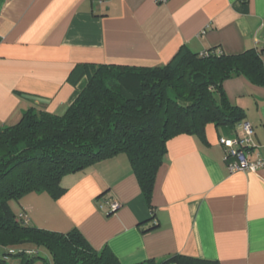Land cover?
Masks as SVG:
<instances>
[{"label": "crops", "instance_id": "1", "mask_svg": "<svg viewBox=\"0 0 264 264\" xmlns=\"http://www.w3.org/2000/svg\"><path fill=\"white\" fill-rule=\"evenodd\" d=\"M182 47L198 55L254 50L264 64V0H0V126L28 110L62 116L87 84L83 66L155 68ZM222 89L253 127L248 160L264 162V87L239 76ZM204 132V141L167 142L150 206L120 154L65 176L58 200L32 193L11 209L41 230L76 229L120 264L173 255L264 264V164L230 173L218 140L234 128Z\"/></svg>", "mask_w": 264, "mask_h": 264}, {"label": "trees", "instance_id": "2", "mask_svg": "<svg viewBox=\"0 0 264 264\" xmlns=\"http://www.w3.org/2000/svg\"><path fill=\"white\" fill-rule=\"evenodd\" d=\"M81 75L87 84L62 116L28 110L17 124L0 126V264L8 258L17 264H120L76 229L61 234L26 225L11 203L32 193L56 201L65 193V176L122 154L150 206L169 140L188 135L204 141L207 125L233 129L244 120L223 82L242 76L264 87V64L254 50L202 56L182 47L164 66H83ZM138 264L219 263L173 255Z\"/></svg>", "mask_w": 264, "mask_h": 264}, {"label": "built area", "instance_id": "3", "mask_svg": "<svg viewBox=\"0 0 264 264\" xmlns=\"http://www.w3.org/2000/svg\"><path fill=\"white\" fill-rule=\"evenodd\" d=\"M201 55L204 56L205 53ZM253 135V127L248 122L241 121L235 125L232 137L219 138L218 144L224 149V161L227 162V168L230 173L254 172L264 164L261 160H256L255 162L248 160V155L252 148ZM106 204L109 205L111 212H115L119 206L117 203L110 201L106 202Z\"/></svg>", "mask_w": 264, "mask_h": 264}]
</instances>
